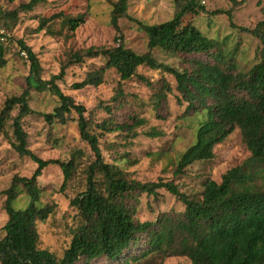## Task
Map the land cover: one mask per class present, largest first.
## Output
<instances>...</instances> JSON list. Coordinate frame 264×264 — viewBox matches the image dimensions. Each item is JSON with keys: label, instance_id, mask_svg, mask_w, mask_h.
<instances>
[{"label": "trees", "instance_id": "obj_1", "mask_svg": "<svg viewBox=\"0 0 264 264\" xmlns=\"http://www.w3.org/2000/svg\"><path fill=\"white\" fill-rule=\"evenodd\" d=\"M45 1L29 0L13 12L0 7V23L12 30L10 23L18 19L20 10L33 11ZM130 1L112 2L110 23L116 31L113 45L70 49L60 72L48 80L43 78L37 53L23 39L18 40L20 52L27 53L31 68L25 78V90L5 101L0 112V133L12 122L13 147L21 157L36 163L37 168L31 176L16 175L10 187L1 191L6 197L8 220L0 229V264H92L102 258L113 264H144L143 258L151 254L187 256L193 264H264V188L256 184L257 176L264 170V20L254 27L236 25L233 11L249 0H234L230 10L213 12L227 13L233 27L253 34L261 42L259 61L248 71H238L233 55L219 52L215 42L193 20L188 21L191 15L208 13L204 0H174L173 17L155 24L131 17ZM89 17V6L76 15L61 11L38 16L37 30L55 36L54 25L60 24L75 33ZM124 18L136 22L147 35L146 52L138 53L125 43L120 24ZM61 35L69 36L62 31ZM157 50L179 59L181 64L160 61ZM94 59L103 63L87 64ZM7 63V47L0 43V69ZM72 66L84 69L82 80L72 85L75 90L100 87L114 69L119 79L111 101L97 98L89 109L65 93L60 83L66 82L67 70ZM142 67L161 73L158 85L140 73ZM132 79L152 91L149 102L154 109H160L168 98H175L187 103L185 113L194 112L202 118L194 142L171 170H164L166 176L185 175L193 164L213 160L215 147L237 128L251 151L250 160L228 170L220 182L208 178L200 197L183 192L174 178L129 179L126 168L130 164L126 162L124 167L108 160L102 141L109 134H116L118 141L131 145L139 136L138 129L146 125V119L138 113L123 122L116 119L117 112L129 103L125 85ZM32 90L49 93L57 104L54 110L44 113L32 109ZM34 114L50 124H76L80 141L90 146L94 156L87 169L86 189L70 200L82 223L61 258L39 246L38 223L47 221L59 206L55 196L46 194L39 178L50 165H58L64 174L60 191L65 192L78 171L83 151H74L68 161L38 156L29 148V135L24 129V118ZM147 134L160 136L155 130ZM162 189L182 202L184 210L176 215L164 213L153 221H140L132 200L140 194L157 196ZM22 195L27 204L20 207L18 200ZM132 248H138L140 254H130Z\"/></svg>", "mask_w": 264, "mask_h": 264}, {"label": "rangeland", "instance_id": "obj_2", "mask_svg": "<svg viewBox=\"0 0 264 264\" xmlns=\"http://www.w3.org/2000/svg\"><path fill=\"white\" fill-rule=\"evenodd\" d=\"M29 0H0L3 11L13 12ZM117 0H46L33 11L20 10L18 19L11 21V30L4 45L7 47L8 63L0 69V112L5 101L20 95L26 88L25 78L30 73L31 62L27 53L20 52L18 40L23 39L35 51L44 69L43 78L50 79L61 70V63L66 59L70 49L81 50L91 46H110L114 44L116 31L111 25L112 2ZM208 13L196 17L191 15L188 21L194 23L211 38L219 52L233 55L235 68L238 71H248L259 61L261 42L251 33H245L231 25L227 13L213 14L217 10H230L234 0H204ZM90 7V17L75 33L54 25L55 36L48 35L46 30L38 32V16H50L61 11L76 15ZM174 0H131L129 15L148 24L162 23L170 20L174 14ZM234 21L238 26L254 27L264 20V0H249L239 5L233 11ZM125 43L138 53L147 51V35L139 29L136 22L129 18L120 21ZM62 29V30H61ZM61 31L66 35H61ZM157 58L167 64L179 66L181 61L161 50L156 52ZM98 59L88 60V65H101ZM84 69L72 66L67 70L66 82L60 83L62 90L71 94L79 103L92 108L97 98L110 102L117 86L119 75L112 69L108 73L105 84L98 88L86 87L81 90L72 88L73 83L82 80ZM140 73L155 81L162 77L161 73L142 67ZM125 92L129 102L124 109L118 111L116 119L126 121L128 116L138 113L146 119V125L139 128V136L131 145H124L117 140L116 134H109L103 138V149L108 160L118 162L127 167L128 178L144 181L146 177L157 180L161 176L175 179L182 186V191L191 197H200L203 184L208 178L221 181L222 176L231 168L242 166L250 160L251 151L247 147L242 132L235 129L221 144L215 147L216 157L210 161L193 164L185 175L166 176L164 170H171L181 154L194 142L196 130L201 117L192 113H185L187 103H179L175 98L163 101L160 109H154L149 102L152 91L138 79L126 82ZM30 106L37 112H52L57 105L49 93L31 91ZM18 108L14 111L16 113ZM101 113V117H103ZM24 129L29 138V148L43 159L70 160L72 153L82 150L83 156L77 173L68 189L61 192L64 180L62 169L58 165H50L39 178L47 195L55 196L59 206L45 222H39V246L48 249L61 258L73 234L81 225L82 220L76 209L70 206V200L84 191L87 185V169L94 156L90 146L80 141L76 124L60 126L50 124L38 114L24 118ZM155 130L160 136L151 137L147 133ZM14 141L12 122L7 124L5 132L0 133V229L8 220L5 210L6 197L1 191L12 184L16 175L31 176L37 164L30 158L21 157L12 145ZM127 162V163H126ZM126 163V164H125ZM98 179L102 180L101 177ZM258 187L264 188V170L260 171L256 179ZM27 204L26 196H20L18 206ZM137 208L136 217L142 221H153L164 213L176 215L184 210V205L167 190H159L157 196L140 194L132 200ZM3 232L0 230V238ZM144 240L142 241V243ZM143 245V244H142ZM140 250L132 248L130 254L138 255ZM144 264H193L187 256L163 257L151 254L143 258ZM92 264H113L102 258Z\"/></svg>", "mask_w": 264, "mask_h": 264}, {"label": "built area", "instance_id": "obj_3", "mask_svg": "<svg viewBox=\"0 0 264 264\" xmlns=\"http://www.w3.org/2000/svg\"><path fill=\"white\" fill-rule=\"evenodd\" d=\"M8 34L9 33L6 31V28L0 23V43L5 42L6 38L8 37Z\"/></svg>", "mask_w": 264, "mask_h": 264}]
</instances>
